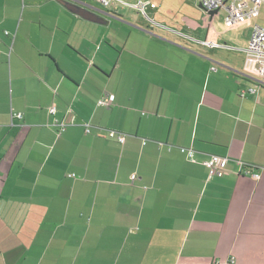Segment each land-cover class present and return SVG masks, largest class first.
<instances>
[{
    "label": "crops",
    "instance_id": "crops-1",
    "mask_svg": "<svg viewBox=\"0 0 264 264\" xmlns=\"http://www.w3.org/2000/svg\"><path fill=\"white\" fill-rule=\"evenodd\" d=\"M140 14L119 1L0 0V264H264L251 34L236 44L221 24L194 35ZM211 156L229 161L209 179Z\"/></svg>",
    "mask_w": 264,
    "mask_h": 264
},
{
    "label": "built area",
    "instance_id": "built-area-1",
    "mask_svg": "<svg viewBox=\"0 0 264 264\" xmlns=\"http://www.w3.org/2000/svg\"><path fill=\"white\" fill-rule=\"evenodd\" d=\"M98 3L102 4L105 7H112L116 1H119L120 4L135 8L139 10L142 14L147 16V8L150 6L149 2L140 1L136 5H129L121 0H95ZM199 7L207 14L211 15L212 12L224 11L225 15L221 20V25L227 30H233L237 27L245 26V23L255 22L258 14L264 8V0H197ZM215 15V14H214ZM212 16V15H211ZM8 34V33H6ZM203 47L209 49H231L229 45L219 44L214 38H207L199 42ZM247 59L251 63L252 68L247 69L245 76L256 83V85L250 89V92H255L259 87H264V27L259 25H254L251 37L243 49ZM214 70H216L214 68ZM115 101V95L104 96L99 99L98 105L102 107H109ZM50 113L52 115L56 114V108L51 107ZM72 111H70L71 113ZM14 117L22 119V115L15 113ZM56 126L59 127V131H63L67 124L65 122L59 123L56 122ZM86 133L91 132V126L89 124L85 125ZM110 137L116 139L118 143L124 144L126 141L127 135L124 133H117L111 131L109 133ZM181 151L187 155L188 159L195 161V150L192 148H181ZM228 158H222L219 156H211L205 165L209 171V179L214 176L221 174L225 171ZM242 167V170L249 168L244 163H239ZM251 170V169H248ZM244 175L251 176L253 179H260L261 175L258 173H253L251 171H244ZM135 179V176L132 177ZM234 262V261H233Z\"/></svg>",
    "mask_w": 264,
    "mask_h": 264
},
{
    "label": "rangeland",
    "instance_id": "rangeland-1",
    "mask_svg": "<svg viewBox=\"0 0 264 264\" xmlns=\"http://www.w3.org/2000/svg\"><path fill=\"white\" fill-rule=\"evenodd\" d=\"M129 3H137L139 0H125ZM151 5L147 9V14L149 18H156L158 21H163L165 24L180 28L181 30L187 32L190 30L194 35H198V31L203 33L208 31L212 32L217 29L225 15V12H219L215 15H209L205 13L198 4L197 0H150ZM129 10V9H128ZM132 11V10H131ZM133 12V11H132ZM142 19H145L146 22L147 17L145 15H141ZM141 18H138L142 21ZM120 19V18H119ZM139 20V21H140ZM123 21V19H122ZM128 23V22H127ZM130 23V22H129ZM132 24V23H131ZM245 26L237 27L238 29H233V33L228 31L224 34V36L233 41L236 44H240L245 42L254 25H259L264 27V8L258 14V17L255 22L245 23ZM237 29V30H236ZM243 56V55H242ZM243 62L249 60L246 56H243ZM250 63V62H249Z\"/></svg>",
    "mask_w": 264,
    "mask_h": 264
},
{
    "label": "water",
    "instance_id": "water-1",
    "mask_svg": "<svg viewBox=\"0 0 264 264\" xmlns=\"http://www.w3.org/2000/svg\"><path fill=\"white\" fill-rule=\"evenodd\" d=\"M70 11L73 13H76L77 15L83 17L84 19H87L89 21L99 22L98 17L95 13H93L91 10L75 5V4H69L66 6ZM216 14V12H212L211 15Z\"/></svg>",
    "mask_w": 264,
    "mask_h": 264
}]
</instances>
